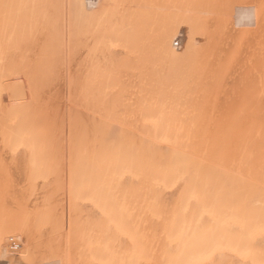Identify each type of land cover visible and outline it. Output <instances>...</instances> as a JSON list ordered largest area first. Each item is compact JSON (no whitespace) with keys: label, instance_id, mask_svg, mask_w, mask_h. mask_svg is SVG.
<instances>
[{"label":"bare ground","instance_id":"bare-ground-1","mask_svg":"<svg viewBox=\"0 0 264 264\" xmlns=\"http://www.w3.org/2000/svg\"><path fill=\"white\" fill-rule=\"evenodd\" d=\"M0 264H264V0H0Z\"/></svg>","mask_w":264,"mask_h":264}]
</instances>
